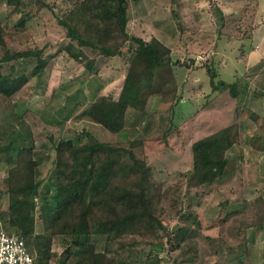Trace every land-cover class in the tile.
I'll use <instances>...</instances> for the list:
<instances>
[{
  "label": "rangeland",
  "instance_id": "374dc122",
  "mask_svg": "<svg viewBox=\"0 0 264 264\" xmlns=\"http://www.w3.org/2000/svg\"><path fill=\"white\" fill-rule=\"evenodd\" d=\"M44 1L54 9L42 7L37 0H21L17 5L0 2V22L8 24L11 48L45 46L48 61L41 73L30 76L12 96L0 94V210L7 211L10 202L4 189L8 173L5 150L16 154L21 146H33L34 157L41 160L37 167L40 178L53 165L55 143L76 137L84 128L106 141L146 137L151 139L149 161L158 169L157 176L169 185L192 167L194 139L237 121L244 137L243 143L227 152L230 173L211 191L205 190L195 205L202 219L201 239L207 264H264V0H130V33L161 39L172 48L173 63L156 76L155 95L148 102L149 110H157L152 119L145 117L122 132L106 129L83 115V110L98 94H119L129 55L106 57L83 46L89 58H96V70H88L84 65L88 57L79 62L64 47L69 37L56 14L66 8L67 1ZM28 14L34 15L25 27L15 25ZM10 64L0 61V70L9 72ZM35 64V59L17 61L14 75L23 70L30 73ZM207 65L216 69V81L237 82V93L232 94L229 88L214 90ZM253 108L261 113L253 117ZM198 111L201 115L197 119ZM171 118L174 127L168 139L164 138L169 143L166 145L159 137ZM244 142L250 147L248 153L244 152ZM224 198L245 199L240 205L245 206L226 219L216 220ZM4 219L6 213L0 216L2 228ZM248 222L257 224L247 232ZM37 224L40 230L41 222ZM104 239L96 234L89 237L97 250L104 248ZM53 250L59 254L64 250L62 236H56ZM240 254L244 262H239ZM79 259L80 254L73 256L68 264ZM47 262L58 264L51 259ZM37 264L44 263L38 260ZM149 264H175L174 255L165 251L160 263L153 260Z\"/></svg>",
  "mask_w": 264,
  "mask_h": 264
},
{
  "label": "trees",
  "instance_id": "16d2710c",
  "mask_svg": "<svg viewBox=\"0 0 264 264\" xmlns=\"http://www.w3.org/2000/svg\"><path fill=\"white\" fill-rule=\"evenodd\" d=\"M1 1L9 5L21 2ZM37 1L42 7L54 9L44 0ZM63 1H67V6L56 17L69 37L64 47L71 56L84 62L88 56L83 46L106 57L129 55L119 94H98L83 115L113 132L134 127L145 117L150 121L157 110H149L148 102L155 95L158 72L173 63L172 48L156 36L145 39L130 33V0ZM173 11L176 13V9ZM33 15L21 16L15 25L25 27ZM9 32L8 24L0 22V61L11 63L9 72L0 70V94L8 97L21 89L30 76L41 73L48 63L45 46L14 50L8 40ZM34 59L36 64L30 73L23 70L14 75L17 61L28 63ZM95 61V57H88L84 65L95 71ZM207 71L214 90L229 88L232 94L237 93V82L216 81V69L210 65ZM173 127L171 118L159 137L166 145L169 143L164 138L168 139ZM50 138L54 140L53 134ZM150 140H100L84 128L76 137L61 138L55 143L53 165L40 178L37 167L41 160L34 157L33 146H21L16 154L5 150L8 173L4 189L10 202L7 211L0 210V216L7 214L3 227L7 231L16 227L15 232L26 238L35 264L38 260L48 264L50 259L68 264L78 254L80 259L75 264H149L153 260L160 263L165 251L174 255L175 264H207L201 239L202 219L195 205L200 203L205 190L211 191L215 183L230 173L227 151L241 141L239 123L234 121L194 139L192 167L169 185L157 176L158 169L149 161ZM245 201L220 200L222 208L216 220L239 212ZM229 205L234 208L228 209ZM254 224L257 223L245 225L247 232ZM94 234L105 237L102 250L89 241ZM58 235L64 244L60 254L53 250ZM242 255L238 256L239 262H244Z\"/></svg>",
  "mask_w": 264,
  "mask_h": 264
},
{
  "label": "built area",
  "instance_id": "2783aa9c",
  "mask_svg": "<svg viewBox=\"0 0 264 264\" xmlns=\"http://www.w3.org/2000/svg\"><path fill=\"white\" fill-rule=\"evenodd\" d=\"M0 264H35L26 238L0 227Z\"/></svg>",
  "mask_w": 264,
  "mask_h": 264
},
{
  "label": "crops",
  "instance_id": "0c3cea01",
  "mask_svg": "<svg viewBox=\"0 0 264 264\" xmlns=\"http://www.w3.org/2000/svg\"><path fill=\"white\" fill-rule=\"evenodd\" d=\"M194 83V82H193ZM211 84V83H210ZM194 85V84H193ZM210 92L212 93L213 92V89L212 90H210ZM211 93H209L207 96L209 97V96H211ZM256 102H258V100L256 101ZM255 111V113H256V115H253V117H255V116H257L259 113H261V112H259V110L257 109V108H253V112ZM196 118L197 117H199L201 114H200V111H198V113H196ZM262 115V114H261ZM198 119V118H197ZM197 121V120H196ZM240 129H242L241 127H240ZM254 129H256V126H254ZM243 137H244V135H243V131H241V141L239 142V143H236V144H234L233 146H235V145H240L241 144V142H242V139H243ZM243 143V142H242ZM248 143H246V142H244V145H243V147H244V152L245 153H248V151H250V147H249V145H247ZM233 148V147H232ZM231 149V148H230ZM229 149V150H230ZM228 150V151H229ZM227 151V152H228Z\"/></svg>",
  "mask_w": 264,
  "mask_h": 264
}]
</instances>
